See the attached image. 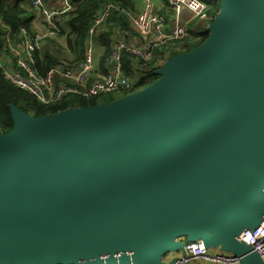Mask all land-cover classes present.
<instances>
[{
	"label": "water",
	"instance_id": "1",
	"mask_svg": "<svg viewBox=\"0 0 264 264\" xmlns=\"http://www.w3.org/2000/svg\"><path fill=\"white\" fill-rule=\"evenodd\" d=\"M149 86L0 135V264H160L178 237L263 264L264 0H218ZM261 192V193H260Z\"/></svg>",
	"mask_w": 264,
	"mask_h": 264
},
{
	"label": "built area",
	"instance_id": "2",
	"mask_svg": "<svg viewBox=\"0 0 264 264\" xmlns=\"http://www.w3.org/2000/svg\"><path fill=\"white\" fill-rule=\"evenodd\" d=\"M73 1L75 0H31V6L33 9L43 11L46 20L53 25L59 16L69 15L72 12ZM165 1L173 13L172 27H168L165 17L157 13L151 0H142L144 9L134 17L117 5L104 7L100 14L92 18L87 31L89 42L83 57L76 60H60L44 74H41L34 64V55L40 48L41 37L30 34L20 26L22 37L20 48L23 50L24 58L18 61L16 66L4 64L0 59V76L20 91L30 94L38 104L46 106L60 103L65 97L88 99L114 95L118 92L130 95L134 92L135 85L124 73V57L129 56L134 62L151 65L156 59L162 58L167 47L173 42L187 38V23L183 22V10L188 11L193 18H207V5L201 0ZM53 6L58 10L48 9ZM115 10L125 14L136 36L147 40L148 43L144 48L132 47L122 41L112 44L102 62L107 74H102L98 73L95 65L91 38ZM239 239L253 252L255 251L264 264V218L253 227L243 225ZM215 244L213 240L212 246ZM182 252L183 254L172 264H190L197 260L210 264H240L236 256L210 252V247L201 239L185 242Z\"/></svg>",
	"mask_w": 264,
	"mask_h": 264
},
{
	"label": "crops",
	"instance_id": "3",
	"mask_svg": "<svg viewBox=\"0 0 264 264\" xmlns=\"http://www.w3.org/2000/svg\"><path fill=\"white\" fill-rule=\"evenodd\" d=\"M151 2L153 3L157 13L165 17L168 27H172L173 13L170 10V7L167 5V2L165 0H151ZM17 3H19V0L0 1V48H2L0 51V59L4 64H12L13 66H16L18 61L24 58L23 50L20 48L22 37L19 29L20 27L17 31H13L12 29H9L7 25H5L3 22V9L4 7H13L17 5ZM129 4L131 5V9L123 7L115 2L103 3L92 16V18L100 14L104 7L108 5H117L122 7L125 12H127L132 17L138 15L144 9L142 0H129ZM20 7L23 8L26 13H22L19 16V19H22L26 24L24 27H21L26 29L30 34L39 38L41 37L39 46L40 48L36 52L38 57L43 54H47L58 61L76 60L83 57L86 45L89 42L88 34L86 33V36L81 43L75 42L74 36L70 35V28L68 26L71 13L69 15L59 16L54 21V24L50 25L46 20L43 11L32 8L31 0L20 2ZM48 9L50 11L58 10L56 9V6ZM182 17L185 20H189L186 24V32L188 37L185 40H188L189 44H194L207 32L211 21H209L208 18H193L192 15H190V13L186 10L182 11ZM92 18L89 26L92 23ZM118 41H122L127 45L139 48H144L148 43L147 40H142L136 36L127 16L115 10L111 12L107 20L100 26V29L96 35L91 38V43L94 47L95 53V65L98 73L107 74L104 65H102L103 58L109 51V48L112 46V44H115ZM180 46L182 45L179 43L175 44V42H173L172 45L167 47V50L163 53L161 59H156L153 64L148 66L140 64L139 62H134L131 57L126 56V59L123 60V69L125 75L134 84L141 81L147 83L151 82V74L155 75V73L160 70L169 59L173 58V56L185 54L183 48ZM34 64H36V61H34ZM148 76H150V78ZM147 86H149V84ZM114 95H118V98L124 97L120 92ZM114 95H102L101 97H107L108 100L115 101L118 98L112 99V96ZM262 193H264V190ZM188 240V237H178V239L170 241L168 244L172 245V249L163 252L159 263L172 264L183 254L182 246ZM210 252L215 254H228V252L224 251L218 244L211 247ZM190 264L210 263L197 260L191 262Z\"/></svg>",
	"mask_w": 264,
	"mask_h": 264
},
{
	"label": "trees",
	"instance_id": "4",
	"mask_svg": "<svg viewBox=\"0 0 264 264\" xmlns=\"http://www.w3.org/2000/svg\"><path fill=\"white\" fill-rule=\"evenodd\" d=\"M1 1V0H0ZM26 0H19V3L13 7H4L3 12V22L5 25L17 31L20 26L26 25L22 19H19L20 14L25 13V10L20 7V2H25ZM205 5H207L206 15L209 21H212L220 10V5L218 0H201ZM118 3L123 7L131 9L129 0H75L73 1V11L70 14L69 28L70 35L74 36L75 42H82L88 31V26L91 22L92 16L96 13L99 7L103 3ZM207 32L194 44H189L188 40H178L175 42L181 44L183 51L185 53L191 52L193 49L197 48L202 44V42L207 38ZM188 37V36H187ZM71 43V42H70ZM2 48H0V51ZM35 56V61L38 71L44 74L49 69L54 67L59 61L55 58L50 57L47 54H43L40 57ZM126 59V56L124 57ZM123 59V60H124ZM150 78V76H148ZM157 76L151 74V82L147 83L141 81L134 84V92L141 88L146 87L148 84L154 83ZM127 94L122 93V96ZM98 97H92L88 99L75 98V97H65L60 101V103L52 105L38 104L36 100L27 92L20 91L16 87L12 86L8 81L0 76V135L9 132L13 128L12 119L10 115V107L15 105L20 111L28 114L31 117H42L45 115H53L60 113L70 108H79L82 106H93L101 104ZM112 100H108L111 102Z\"/></svg>",
	"mask_w": 264,
	"mask_h": 264
},
{
	"label": "rangeland",
	"instance_id": "5",
	"mask_svg": "<svg viewBox=\"0 0 264 264\" xmlns=\"http://www.w3.org/2000/svg\"><path fill=\"white\" fill-rule=\"evenodd\" d=\"M184 19V18H183ZM189 20H183V22H185V23H187ZM191 29V28H190ZM176 42V41H175ZM56 56V55H55ZM69 56H70V54H69ZM136 92V91H135ZM134 93V92H133ZM131 94V93H130ZM118 98V95H114V96H112V99H117ZM100 100H99V102L100 103H107L108 102V99H107V97H100L99 98ZM259 198L260 199H262V200H264V193H262V194H260L259 195ZM216 245V244H215ZM214 246V245H213ZM212 246V247H213Z\"/></svg>",
	"mask_w": 264,
	"mask_h": 264
}]
</instances>
